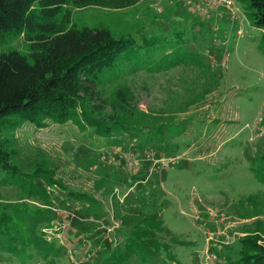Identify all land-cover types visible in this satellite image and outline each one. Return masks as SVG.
<instances>
[{"label":"rangeland","instance_id":"1","mask_svg":"<svg viewBox=\"0 0 264 264\" xmlns=\"http://www.w3.org/2000/svg\"><path fill=\"white\" fill-rule=\"evenodd\" d=\"M64 8L76 28H102L135 42L131 59L118 58L100 75L99 99L91 101L98 112L89 113L118 118L131 107L116 103L113 93L127 88L131 114L139 121L142 114L149 134L103 139L71 121L39 128L23 121L1 133L10 134L26 158L41 150L54 178L66 186H45L54 217L47 227L38 226L59 245V256L48 263L31 258L29 264H90L109 248H121L126 218L152 210L167 229L160 237L170 234L178 243L170 248L175 261L161 252L164 261L155 255L151 264H200L206 234L218 241L207 242L214 264H228L223 253H234L232 242L264 220V41L261 29L250 24L248 0ZM7 48L27 57L22 33L4 36L0 51ZM130 157L135 166L126 164ZM75 191L95 202L68 194ZM19 194L16 186L0 183V200ZM251 208L257 215L239 217ZM0 264L20 263L0 252Z\"/></svg>","mask_w":264,"mask_h":264},{"label":"trees","instance_id":"2","mask_svg":"<svg viewBox=\"0 0 264 264\" xmlns=\"http://www.w3.org/2000/svg\"><path fill=\"white\" fill-rule=\"evenodd\" d=\"M138 1L0 0V41L4 36L22 33L30 58L28 61L13 48L0 51V183L14 185L22 194L14 200H0V252L10 254L20 264H29L31 258L48 263L59 256V245L44 238L38 226L48 225L54 217L45 186L58 185L63 189L66 186L54 178L50 162L41 150L35 148L32 157L26 158L23 150L9 138L10 134L1 133L23 121L36 128L48 122L71 121L81 130L90 128L91 133L103 139L129 132L147 136L149 128H144L147 125L142 114L137 116L140 121L134 117V112L131 114L132 97L127 88L117 87L113 93L116 103L131 107L121 110L118 118L97 119L89 113V109L98 112L91 101L99 99L95 86L101 83L100 75L115 66L118 58L131 59L135 42L129 36L115 37L102 28H76L69 23V10L64 8L71 4L118 9ZM248 4L250 24L261 29L264 41V0H248ZM124 113L133 117L123 118ZM125 120L130 121L127 124ZM260 167L264 175V166ZM36 179L40 182L36 183ZM68 194L78 201L95 202V198L85 192ZM255 205L256 202L253 209ZM252 208L239 217L257 215ZM130 217L125 219L129 228L121 248H107L90 264H128L131 261L151 264L155 255L163 262L161 252L174 260L170 248L178 240L170 234L167 240L160 237L159 233L167 229L158 211ZM252 224V230H246V234L232 242L235 252L223 253L228 264H264V220H255Z\"/></svg>","mask_w":264,"mask_h":264},{"label":"built area","instance_id":"3","mask_svg":"<svg viewBox=\"0 0 264 264\" xmlns=\"http://www.w3.org/2000/svg\"><path fill=\"white\" fill-rule=\"evenodd\" d=\"M162 159V158H161ZM154 160L155 162L152 163V165H154L155 163H157V159H152ZM170 161V160H169ZM126 164H129V166H135L136 165V161L132 160V158L130 157L129 159L126 160ZM152 171V168L149 169V172ZM55 225V223H54ZM47 227V226H46ZM210 241V242H213L212 244L216 245L218 242L215 237L211 236L210 235H207L206 234V237H205V246L203 247L202 249V252L201 254L199 255V262L200 264H214V263H217L215 260V256L214 254L211 252V249H209L208 245H207V242ZM233 240H231L230 242H232ZM258 242H261L262 241H258Z\"/></svg>","mask_w":264,"mask_h":264},{"label":"crops","instance_id":"4","mask_svg":"<svg viewBox=\"0 0 264 264\" xmlns=\"http://www.w3.org/2000/svg\"><path fill=\"white\" fill-rule=\"evenodd\" d=\"M138 181H135V183H137ZM47 226V225H44V227Z\"/></svg>","mask_w":264,"mask_h":264}]
</instances>
